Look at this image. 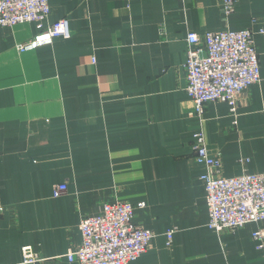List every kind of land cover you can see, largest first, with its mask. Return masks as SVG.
Instances as JSON below:
<instances>
[{"label":"crops","instance_id":"crops-1","mask_svg":"<svg viewBox=\"0 0 264 264\" xmlns=\"http://www.w3.org/2000/svg\"><path fill=\"white\" fill-rule=\"evenodd\" d=\"M44 27L66 19L67 38L19 50L33 22L0 26V264H78L82 217L128 201L154 234L129 264H264L252 237L264 221L220 233L195 159L202 131L220 177L264 172V0H48ZM248 28L261 80L193 113L186 92L187 34ZM66 190L52 196L53 186ZM144 202V207L137 204ZM173 230L170 245L166 233ZM29 264V263H28Z\"/></svg>","mask_w":264,"mask_h":264},{"label":"built area","instance_id":"built-area-1","mask_svg":"<svg viewBox=\"0 0 264 264\" xmlns=\"http://www.w3.org/2000/svg\"><path fill=\"white\" fill-rule=\"evenodd\" d=\"M225 12H231L234 0H222ZM50 13L48 0H0V26L33 22L39 33L19 50L50 42L53 38L70 36L66 19H59L44 27ZM248 29L208 31L202 39L194 31L187 34L186 92L193 104V113L202 117L206 104L226 102L235 114L238 95L261 80L259 58ZM193 150L198 163L205 166L200 176L205 189L208 210L207 226L220 233L234 230L250 222L264 221V172L234 177L217 175L221 160L209 153L202 131L194 134ZM66 190L65 184H56L52 196ZM144 207V202L137 204ZM135 206L128 201L104 203L97 214L82 217L79 225L81 242L66 258L78 264H129L138 259L149 246L154 234L136 226L132 219ZM173 230L166 233L170 245ZM252 237L257 247L264 245V228H258ZM22 262L42 261L30 245L22 247Z\"/></svg>","mask_w":264,"mask_h":264}]
</instances>
